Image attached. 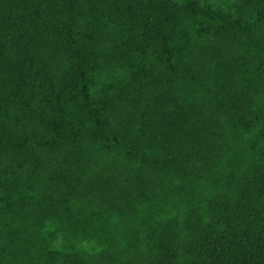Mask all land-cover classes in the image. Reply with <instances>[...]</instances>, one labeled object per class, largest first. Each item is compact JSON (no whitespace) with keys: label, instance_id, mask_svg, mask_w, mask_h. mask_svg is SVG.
Listing matches in <instances>:
<instances>
[{"label":"trees","instance_id":"trees-1","mask_svg":"<svg viewBox=\"0 0 264 264\" xmlns=\"http://www.w3.org/2000/svg\"><path fill=\"white\" fill-rule=\"evenodd\" d=\"M0 264H264V0H0Z\"/></svg>","mask_w":264,"mask_h":264}]
</instances>
